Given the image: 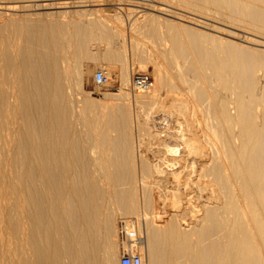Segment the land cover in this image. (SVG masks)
I'll return each instance as SVG.
<instances>
[{"label": "bare ground", "instance_id": "obj_1", "mask_svg": "<svg viewBox=\"0 0 264 264\" xmlns=\"http://www.w3.org/2000/svg\"><path fill=\"white\" fill-rule=\"evenodd\" d=\"M61 1L0 0V264H119L120 229L142 264H264V0L160 1L245 46L195 15L116 27ZM92 42L121 64L101 100L82 88ZM130 57L151 91L130 94Z\"/></svg>", "mask_w": 264, "mask_h": 264}, {"label": "rangeland", "instance_id": "obj_2", "mask_svg": "<svg viewBox=\"0 0 264 264\" xmlns=\"http://www.w3.org/2000/svg\"><path fill=\"white\" fill-rule=\"evenodd\" d=\"M21 1V0H20ZM24 2L26 1H29V0H23ZM57 1L56 3H60L59 1L61 0H52V2H55ZM69 1H72V0H69ZM77 1V0H76ZM79 1V0H78ZM81 1V0H80ZM83 2H85V4H83V7L81 8L82 10L86 11V12H90L93 13L92 16H88L89 19L92 18L94 19L95 17L97 18L98 16H103L107 19H110L112 20V23L114 22V26L116 27H119L121 26V24H123V21L125 20V23L124 24H127L129 25V23H131L132 20H134V18L136 19V17H140L142 14V12H147V13H150L149 10L151 9L150 6H153L155 11L159 12L158 10L162 8V11H160V13H156L158 14L159 16L163 17V18H169L167 17L166 15H162V14H167V15H170L171 16V13H174V14H178L181 16L183 15L184 17H187L189 18L190 16L192 18H194V15H195V18L198 20V21H203V23H208V25H211V30L208 29H203V28H198V30L200 32H203V33H208L209 35H212V36H220V38H225V39H229L227 38V36H224L226 35V32H231L234 33L236 32V37L234 39H231L230 40L236 44H240L242 45L241 43H243V38H252L253 37L250 35V32L249 35L248 33L245 35L244 33L247 32V30H245V32L243 31V28H242V32H241V28L240 27H232L230 28V26L228 24H225L224 22H221V21H217L215 18H213L211 15H207V22H206V19L204 16H202L201 14L199 15V13L192 11L191 10V13H190V10L189 9H185L183 7H179V6H175L173 4H166L165 2H160L161 0H153L152 3H150V0H123V1H130L131 3H129L130 5L128 6L127 3H120V5H118V1L119 0H82ZM156 1V2H155ZM41 0H32V3L35 4V5H39L38 3H40ZM62 2V1H61ZM88 2V3H87ZM96 2V3H95ZM137 3V4H136ZM146 3V5H148L147 7H144L145 8V11L143 10L142 6H144V4ZM158 3V4H157ZM41 4V3H40ZM91 4V5H90ZM133 4V5H131ZM162 4V5H161ZM164 4V5H163ZM87 5V7H86ZM97 5V6H96ZM122 5V6H121ZM145 5V6H146ZM160 5V6H159ZM163 6V7H162ZM165 6V7H164ZM132 8V9H131ZM166 8V9H164ZM79 9V8H78ZM120 9V10H119ZM130 9V11H129ZM148 9V10H147ZM68 10V9H66ZM72 10V9H71ZM73 10H77V9H73ZM80 10V9H79ZM119 10V11H118ZM133 10V12H131ZM186 10V11H185ZM123 11V12H122ZM141 13H139V12ZM177 11V12H176ZM42 11H37V13H41ZM131 12V13H130ZM138 12V13H137ZM166 12V13H165ZM36 13V12H35ZM124 13V14H122ZM152 13H155V12H152ZM162 13V14H161ZM193 13V15H192ZM189 14V15H188ZM98 15V16H97ZM115 15H118V18H122V22L117 19V16ZM127 15V17H125ZM133 15V16H132ZM129 16L130 17V20H129ZM135 16V17H134ZM166 16V17H164ZM198 16V17H196ZM86 17V18H88ZM115 17V18H113ZM190 17V18H191ZM201 19H200V18ZM204 17V18H203ZM112 18V19H111ZM126 18H128V20L130 22H127ZM194 18V19H195ZM199 18V19H198ZM117 19V20H116ZM171 19V18H169ZM211 19V20H210ZM2 19H0L1 21ZM116 20V21H115ZM214 22H213V21ZM212 21V22H211ZM214 23V24H213ZM219 23V24H218ZM222 23V26L220 25ZM120 24V25H119ZM113 25V24H111ZM215 25V26H214ZM224 26V27H223ZM214 27V29H213ZM215 28H218L219 31L215 30ZM223 28V29H222ZM236 28V29H235ZM214 30V32L212 31ZM217 31V32H216ZM224 32V33H223ZM240 32V33H239ZM243 33V35L241 34ZM199 34V32H198ZM223 34V35H222ZM241 34V35H240ZM200 35V34H199ZM239 35V36H238ZM200 36H198L197 38H199ZM201 38V37H200ZM200 38L198 40H200ZM138 39V42L139 44L142 46V47H151L152 44L151 42H149L144 36H139L137 37ZM239 39V40H238ZM242 39V41L240 40ZM256 39V38H255ZM239 42V43H237ZM246 44L243 43V46H245ZM91 49H92V53H94L96 55V58L94 60H84L82 61V66H83V71L86 72V70H88V73L85 74V77H84V80L82 82V88L83 90L85 91V93L87 94H91L90 97L92 99H96V100H101L103 98L104 95L106 94H117L119 92V89H120V81H119V64L117 65H111V63H108L106 61V59L103 58V52L101 51H98L99 50V47H105L102 43L98 44V43H95V42H92L91 44ZM112 48V47H111ZM260 49V48H258ZM263 49V48H261ZM140 56V54H139ZM146 60V59H145ZM129 62V63H128ZM128 62L126 63V68L128 69L129 71V68L131 69V77L135 74H145L147 75L149 78H150V83H151V86L149 88V91H151L155 86H156V82L158 79H156V75L155 73L153 72V66L152 64L146 60L147 64H143L144 62V58L142 61H140L137 57L136 58H131L130 57V61L128 59ZM119 65V66H118ZM149 68V69H148ZM101 70H105V71H108V78H109V84L107 87L105 88H102V89H99L97 87H95L94 83H93V75L96 71H101ZM155 76H154V75ZM130 77V78H131ZM131 80V79H130ZM130 85V84H129ZM167 84H165L166 86ZM164 86V87H165ZM163 87V88H164ZM130 90H131V93L130 94H135L137 93L136 91H133L131 89V87H129ZM158 88V86H157ZM163 88H158V91H159V95L161 96H164L166 94V89L168 87H165L164 89ZM165 90V91H164ZM196 205V204H194ZM194 210H198V208L195 207ZM133 221L137 220V218H131ZM130 220V219H129ZM131 220V221H132ZM120 221V220H119ZM138 221V220H137ZM136 221V223H137ZM129 237H139V232L138 230L136 231H132V234H127ZM115 240V239H114ZM116 240L118 242V244L120 243L119 240L117 239L116 237ZM117 247V246H116ZM117 252H119L118 254H120V251H121V245H119V247H117Z\"/></svg>", "mask_w": 264, "mask_h": 264}, {"label": "built area", "instance_id": "obj_3", "mask_svg": "<svg viewBox=\"0 0 264 264\" xmlns=\"http://www.w3.org/2000/svg\"><path fill=\"white\" fill-rule=\"evenodd\" d=\"M109 78L105 73L101 71H96L93 76V83L95 87L102 89L108 86ZM131 89L136 92L147 91L150 86V78L145 74H135L131 77ZM120 241L121 251L119 254V264H142L141 256L137 253L136 247L139 242L137 237L125 236L124 232L120 229Z\"/></svg>", "mask_w": 264, "mask_h": 264}]
</instances>
